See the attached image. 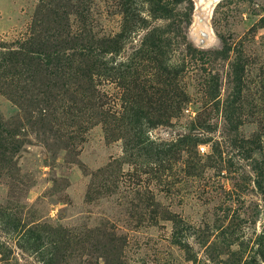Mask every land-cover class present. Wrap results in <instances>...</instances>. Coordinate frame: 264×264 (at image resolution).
Wrapping results in <instances>:
<instances>
[{
  "label": "rangeland",
  "instance_id": "obj_1",
  "mask_svg": "<svg viewBox=\"0 0 264 264\" xmlns=\"http://www.w3.org/2000/svg\"><path fill=\"white\" fill-rule=\"evenodd\" d=\"M163 1L0 0V264H264V0Z\"/></svg>",
  "mask_w": 264,
  "mask_h": 264
},
{
  "label": "trees",
  "instance_id": "obj_2",
  "mask_svg": "<svg viewBox=\"0 0 264 264\" xmlns=\"http://www.w3.org/2000/svg\"><path fill=\"white\" fill-rule=\"evenodd\" d=\"M152 5H153V8H152V12L153 13H157V14H160L161 16L163 17H168V15H172L171 12H172V9L170 8V6L172 4H175L174 3H164L163 0H150ZM176 1H179V0H176ZM135 13H127V16L128 18H133L135 17ZM137 16V15H136Z\"/></svg>",
  "mask_w": 264,
  "mask_h": 264
},
{
  "label": "water",
  "instance_id": "obj_3",
  "mask_svg": "<svg viewBox=\"0 0 264 264\" xmlns=\"http://www.w3.org/2000/svg\"><path fill=\"white\" fill-rule=\"evenodd\" d=\"M220 0H197V4H199L202 8L206 9L210 7V10L215 8V5L218 4Z\"/></svg>",
  "mask_w": 264,
  "mask_h": 264
},
{
  "label": "bare ground",
  "instance_id": "obj_4",
  "mask_svg": "<svg viewBox=\"0 0 264 264\" xmlns=\"http://www.w3.org/2000/svg\"><path fill=\"white\" fill-rule=\"evenodd\" d=\"M198 6H200L199 4H198ZM201 7V6H200Z\"/></svg>",
  "mask_w": 264,
  "mask_h": 264
}]
</instances>
